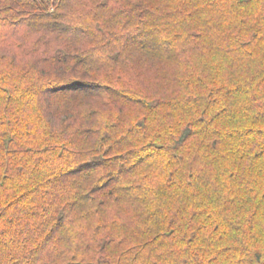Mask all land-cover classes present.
Here are the masks:
<instances>
[{
	"label": "trees",
	"instance_id": "16d2710c",
	"mask_svg": "<svg viewBox=\"0 0 264 264\" xmlns=\"http://www.w3.org/2000/svg\"><path fill=\"white\" fill-rule=\"evenodd\" d=\"M0 264H264V0H0Z\"/></svg>",
	"mask_w": 264,
	"mask_h": 264
}]
</instances>
